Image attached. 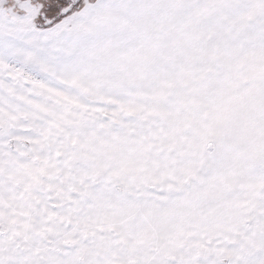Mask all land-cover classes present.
I'll use <instances>...</instances> for the list:
<instances>
[{
    "label": "snow or ice",
    "instance_id": "1",
    "mask_svg": "<svg viewBox=\"0 0 264 264\" xmlns=\"http://www.w3.org/2000/svg\"><path fill=\"white\" fill-rule=\"evenodd\" d=\"M0 264H264V0H0Z\"/></svg>",
    "mask_w": 264,
    "mask_h": 264
}]
</instances>
